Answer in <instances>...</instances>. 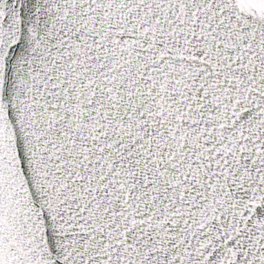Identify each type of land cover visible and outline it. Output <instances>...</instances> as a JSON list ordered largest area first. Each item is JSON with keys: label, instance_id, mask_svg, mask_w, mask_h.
<instances>
[{"label": "snow or ice", "instance_id": "6c2138e0", "mask_svg": "<svg viewBox=\"0 0 264 264\" xmlns=\"http://www.w3.org/2000/svg\"><path fill=\"white\" fill-rule=\"evenodd\" d=\"M0 264H264V0H0Z\"/></svg>", "mask_w": 264, "mask_h": 264}]
</instances>
